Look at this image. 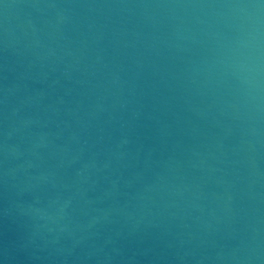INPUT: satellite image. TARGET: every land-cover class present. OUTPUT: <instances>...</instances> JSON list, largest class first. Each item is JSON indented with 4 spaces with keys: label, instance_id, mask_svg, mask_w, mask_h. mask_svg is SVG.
I'll return each instance as SVG.
<instances>
[{
    "label": "water",
    "instance_id": "1",
    "mask_svg": "<svg viewBox=\"0 0 264 264\" xmlns=\"http://www.w3.org/2000/svg\"><path fill=\"white\" fill-rule=\"evenodd\" d=\"M0 264H264V0H0Z\"/></svg>",
    "mask_w": 264,
    "mask_h": 264
}]
</instances>
